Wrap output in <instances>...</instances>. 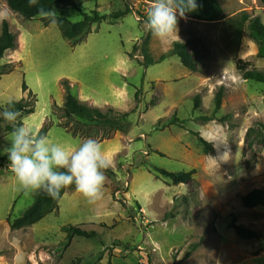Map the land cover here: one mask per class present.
<instances>
[{
    "label": "rangeland",
    "instance_id": "rangeland-1",
    "mask_svg": "<svg viewBox=\"0 0 264 264\" xmlns=\"http://www.w3.org/2000/svg\"><path fill=\"white\" fill-rule=\"evenodd\" d=\"M75 1L109 17L74 45L56 20L47 25L41 17L25 18L0 0V35L7 20L18 38L17 48L0 58V64L16 67L0 78V106L37 99L35 111L20 113L17 125L26 122L39 132L48 125L49 139L70 150L96 139L112 162L105 195L90 205L75 186L67 188L57 211L13 229L10 220L23 214L37 192L23 190L7 156L0 155V264H264V205L247 207L242 200L264 191V145L257 137L264 123V84L244 79L236 68L242 58L264 72V57L248 32L239 48L229 44L227 32L228 19L242 12L264 22V3L219 0L224 19L179 18L178 37L161 41L151 35L156 63L146 66L145 21L154 0ZM127 7L128 15L113 23L111 14ZM54 12L73 22L83 18L73 7L60 5ZM175 41L188 44L195 70L172 54ZM25 82L34 95L24 90ZM221 87L223 103L215 115ZM69 91L103 111L130 113L128 131L106 138L78 130L56 108ZM173 116L185 124L165 127ZM8 125L2 119L0 131L10 132ZM199 135L217 147L206 153ZM7 145L0 135V146ZM225 152L227 161L219 158ZM156 168L196 173L175 184ZM231 222L260 236L243 237ZM70 224L100 238L77 236L65 246L63 227Z\"/></svg>",
    "mask_w": 264,
    "mask_h": 264
},
{
    "label": "trees",
    "instance_id": "trees-1",
    "mask_svg": "<svg viewBox=\"0 0 264 264\" xmlns=\"http://www.w3.org/2000/svg\"><path fill=\"white\" fill-rule=\"evenodd\" d=\"M264 3V0H261ZM9 7L24 16L28 19H33L39 17L37 15V11L39 7H43L45 10L54 11L58 6L63 5L67 7L75 8L81 15L82 19L77 22L71 21L69 18L65 16H57L55 15V20L59 29L61 30L63 36L71 41L72 44H79L83 41V39L91 33L92 26L96 23L99 24L103 20L108 19V15L101 14L98 10H94L93 12H87L80 4H78L75 0H38L37 5L29 6L28 0H7ZM197 8L195 11L188 12L186 15L189 17L202 20V21H219L224 19V9L219 0H196ZM130 8L127 7L125 11H116L111 14V19L113 23L128 15L130 12ZM48 25L51 22V19H44ZM227 32L229 38V44L231 46H235L237 48L241 47L242 40L246 32H248L249 36L255 41V43L259 47V56L264 57V22L261 17L258 15H251L248 12H242L238 16H234L227 21ZM151 32L148 31L147 36L144 40L143 45V56H144V64L149 66L151 64L156 63L153 59L150 49L149 42L151 38ZM18 46V38L17 35L11 30L10 24L7 20L3 21L2 33L0 35V58H2L7 50L16 49ZM138 50V46H134L133 52ZM132 52V55H133ZM172 54L177 55L182 64L188 69L195 70L196 69V60L193 54L190 52L188 48V44L182 41H175L172 49ZM166 56L162 57L160 61L165 59ZM236 68L239 73L243 76L244 79L256 81L264 84V72L257 69L251 61H246L242 58H239L236 62ZM16 67L12 63L0 64V78L7 73L14 71ZM223 87L218 91L215 98V110L214 114L216 115L218 111L222 107L223 103ZM24 90H29L27 83H24ZM29 93L34 95L31 90ZM140 91L136 93L138 94ZM200 97L196 96L195 98V108L199 106ZM30 100L21 99L19 101L12 100V104L9 102L7 104V108L10 110H18L20 113L31 114L35 111V102ZM58 111L62 114V117L66 118L70 122H74L76 124V128L81 131L88 133V135H95L99 132H102V136L109 138L116 131L127 132L129 129L130 121V113L128 112H120L113 108L108 109V111H103L98 107H94L88 105L73 94L72 92H68L66 101L63 106L56 107ZM1 110H4L2 106H0ZM58 115L57 113H54ZM203 120H208L211 118L210 116H202ZM2 118H0V122ZM186 121L181 120L177 116H173L167 123L166 126L170 125H178L185 124ZM63 125V124H62ZM8 130H11V126H7ZM49 130V126H44L40 134H47ZM74 135H77L76 131ZM257 137L264 145V123H259V129L257 131ZM199 142L202 144L203 149L206 153L210 152L214 149L212 143L206 141V139L202 136H198ZM156 171L162 174L165 177L170 178L175 184L187 183L191 179H193L196 169H193L189 172H171L163 168H156ZM75 185H71L70 187H74ZM67 189V188H66ZM66 189L62 190L61 197L59 199H52L49 195H47L43 191H39L35 195L34 202L26 208L23 214L19 217H16L11 221V227L13 229H22L35 223L41 221L47 215L52 212H55L59 209V203L62 199L63 195L66 192ZM243 203L247 207H256L259 205H264V191L255 190L247 195H244ZM230 227H234L238 234L243 237H259V233L255 231H251L249 229H244L242 226L237 225L235 222H231ZM63 230L66 232V239L64 241L65 246H68L73 238L75 237H86V238H100L99 234L96 231H88L80 226L76 225H65ZM2 253L0 252V256Z\"/></svg>",
    "mask_w": 264,
    "mask_h": 264
},
{
    "label": "clouds",
    "instance_id": "clouds-1",
    "mask_svg": "<svg viewBox=\"0 0 264 264\" xmlns=\"http://www.w3.org/2000/svg\"><path fill=\"white\" fill-rule=\"evenodd\" d=\"M28 3L35 6L38 0H28ZM197 7L196 0H154L146 15V27L154 38L161 41L178 37V19H186V14ZM37 15L55 22V12L42 6L38 8ZM19 117L18 110L5 108L0 112V118L11 126L8 133L0 131V135L8 141L7 146H0V155L7 156L9 167L23 190L43 191L56 200L61 197L63 189L74 184L75 190L90 205L104 198L105 173L112 162L96 139H84L73 151L52 142L47 135L40 134L38 129L26 122L17 125ZM213 146L217 147L216 144ZM229 154L225 152L219 158L227 161Z\"/></svg>",
    "mask_w": 264,
    "mask_h": 264
}]
</instances>
